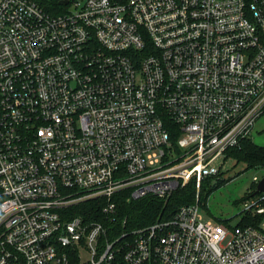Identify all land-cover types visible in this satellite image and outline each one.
I'll return each instance as SVG.
<instances>
[{
    "label": "built area",
    "instance_id": "obj_1",
    "mask_svg": "<svg viewBox=\"0 0 264 264\" xmlns=\"http://www.w3.org/2000/svg\"><path fill=\"white\" fill-rule=\"evenodd\" d=\"M262 113L264 0H0V264H264V175L235 225L120 208L220 177Z\"/></svg>",
    "mask_w": 264,
    "mask_h": 264
},
{
    "label": "rangeland",
    "instance_id": "obj_2",
    "mask_svg": "<svg viewBox=\"0 0 264 264\" xmlns=\"http://www.w3.org/2000/svg\"><path fill=\"white\" fill-rule=\"evenodd\" d=\"M249 136L255 143L264 145V113L256 119ZM227 156V167L220 175L224 181L222 185L217 189L207 186L201 192L202 181L200 187L195 183L196 197L200 198V213L204 220L215 218L220 222L235 225L246 206L245 200L254 198V195H251L255 189L253 177L263 176L264 171L254 167L247 168L244 163H238L229 152ZM79 253L83 261L89 260V251L84 247H80Z\"/></svg>",
    "mask_w": 264,
    "mask_h": 264
},
{
    "label": "trees",
    "instance_id": "obj_3",
    "mask_svg": "<svg viewBox=\"0 0 264 264\" xmlns=\"http://www.w3.org/2000/svg\"><path fill=\"white\" fill-rule=\"evenodd\" d=\"M228 152L233 155L238 163H244L247 168L264 164V145L255 143L250 136L242 139L240 145L229 148ZM223 182L219 176L206 177L202 180L201 192L207 186H211L212 189H217ZM196 196L195 181H190L175 191L167 202H164L160 198L150 197L131 199V201L124 200L120 207L121 218L123 219L127 216L128 221L125 227L128 228L145 226L154 222L159 217L169 216L170 211L172 213L176 212L183 204L195 202ZM79 209L85 216L92 214L96 217L100 215V213L98 214L100 207L95 200H89L80 204ZM214 220L216 219L214 218ZM227 224L231 225L230 222ZM121 225L123 226V224Z\"/></svg>",
    "mask_w": 264,
    "mask_h": 264
},
{
    "label": "water",
    "instance_id": "obj_4",
    "mask_svg": "<svg viewBox=\"0 0 264 264\" xmlns=\"http://www.w3.org/2000/svg\"><path fill=\"white\" fill-rule=\"evenodd\" d=\"M258 189L263 191L264 190V179L260 182Z\"/></svg>",
    "mask_w": 264,
    "mask_h": 264
}]
</instances>
